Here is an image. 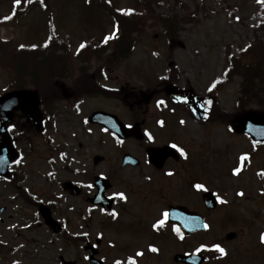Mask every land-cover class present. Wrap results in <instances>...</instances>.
<instances>
[{"label": "rangeland", "instance_id": "374dc122", "mask_svg": "<svg viewBox=\"0 0 264 264\" xmlns=\"http://www.w3.org/2000/svg\"><path fill=\"white\" fill-rule=\"evenodd\" d=\"M112 1L125 13L136 7V0ZM161 1L160 6L153 5L156 14H171L169 7L174 6L177 15L188 19L189 15L197 14L196 19L183 24L178 39L171 42L152 20L147 21L132 55L109 67V78L99 83L101 88L104 85L110 90L123 91L94 98L66 97L64 102L56 104V112L50 114L40 136L27 128L23 116L16 114L9 128L18 136L17 149H23L25 154L11 167L14 183L0 179V264H62V260L68 262L78 253H84L82 243L67 237H77L85 232L83 214L88 198L97 192L93 186L96 176L110 177L112 183L117 184L113 193L133 191L139 201L141 193L147 191L150 186L147 180L151 177L148 170L144 174L135 172V176H128L126 172L121 174L120 170L113 173L122 154H141L138 145L127 142L118 146L109 132L89 124L93 112L106 111L125 121V115H130L126 97L175 85L181 90H191L205 105L209 98L216 99L222 110L241 114L237 112L236 104L242 79L236 77L219 91L215 90L214 84L223 79L228 48L240 57L242 49L254 44L256 33L264 39V33L257 29L264 0H181L182 4H178V0ZM25 2L21 0L18 6L15 0H0V18L11 15L16 8H24ZM42 2L43 7L36 6L17 22L1 24L0 39L15 43L43 42L48 33L50 14L60 37L72 43L71 58L84 44L116 39L117 30L112 18L92 9L85 0ZM83 58L69 60L72 65L67 63L68 70L62 72L60 82L68 84L83 67L87 75H92L94 60L90 64ZM177 71H180L178 77ZM78 85L81 86L78 82L74 85L77 93ZM6 90H9L8 76L0 69V96ZM156 99L149 106L157 105ZM252 110L261 112L257 107ZM177 117V123L170 125V135L161 132L158 135L163 143L175 140L186 146L192 154V163L200 168L183 169L164 187L172 204L197 209L208 225L206 233L185 241L186 250L193 252L219 244L233 264H264V242H261L264 234V144L253 143L248 135H237L234 129L213 120L212 123L197 121L184 112ZM141 120L146 123L145 128H153L149 118L142 117ZM28 139L33 141L32 148L24 143ZM254 145L260 148H254ZM95 156H102L105 162L95 166ZM67 182L79 186L82 193L73 196L67 192L63 188ZM195 183L202 185L203 191L196 190ZM204 191L217 196L220 206L215 212L205 209ZM40 206H47L52 211L53 221L59 225L64 226L67 222L68 235L55 233L44 223ZM98 222L102 223L97 220L93 234L100 231ZM228 233H236L237 239L227 241ZM168 247H175L172 236Z\"/></svg>", "mask_w": 264, "mask_h": 264}, {"label": "flooded vegetation", "instance_id": "af4514ba", "mask_svg": "<svg viewBox=\"0 0 264 264\" xmlns=\"http://www.w3.org/2000/svg\"><path fill=\"white\" fill-rule=\"evenodd\" d=\"M75 84L71 80L67 85ZM118 90L120 92L123 91L122 89ZM182 90L192 101L198 100L197 96L191 90L186 88ZM69 91V98L79 96V92L77 93L76 90L71 89ZM153 93V99L157 98L155 102L157 105L154 107L149 106L152 101L148 104H137L141 101L140 92L138 95L134 94L131 98L126 97V99H129L126 103L128 104L130 115H125V121L123 122L127 127L141 128L145 139L138 141L131 138L123 142L117 141L118 146L119 144H125L127 142L138 145L141 154H131L137 161L127 162V165H124V155L127 153L122 154L120 164L113 171L115 173V171L120 170L121 174L126 172L128 176H135V172L139 174L142 172L144 174L148 170L147 173L151 174V177H148L147 180L150 186H147V189L145 187L147 191L141 193L139 201L136 193L133 191H129L126 194L113 193L117 189V184L112 183L110 177L99 175L105 178L107 183L111 185L105 193V197L108 199L114 198V201L93 202L90 201L91 198H88L87 207L83 214L85 232L79 235L83 241L84 253H78V255L68 260L69 263L118 264L119 262V264H132V261H135L136 264H233V261L227 255L220 253L216 248L208 250L200 249L195 253L187 251L185 241L201 234L186 237L176 225L170 224L164 215V213L168 214L171 205L186 207L184 204H172L169 201V192L164 185L169 183L171 178H176V175H180L183 169H197L200 168V165H194L192 163V154L186 146L181 145L175 140L163 143V139L158 135L159 132L170 135V125L178 119L177 114L184 112L193 116L191 104L187 103L182 105L172 103L164 94L163 89ZM84 95L78 98L87 97ZM192 97H195V99L193 100ZM142 117L149 118L153 128H145L146 123L142 122ZM94 126L104 129L99 125ZM172 134L175 138L177 137L176 134ZM173 145L177 147L174 148ZM166 146H172L177 155L176 153L170 154L169 158L165 161L163 169L159 170L149 159L147 151L151 148H163ZM177 149H182L183 154ZM104 162L105 159L95 166H99ZM198 184L195 183L194 187L196 190L201 191L202 188L198 189L196 187ZM120 194H123L125 198L122 199ZM188 208L191 211L198 212L193 207ZM97 220H101L102 222H98L100 224V231L97 234H93V227L97 223ZM160 221H164V223L160 224ZM66 228L63 230L65 233H67ZM170 236L175 241V247L173 248L168 247ZM87 245H92L94 247L92 251L97 252L93 253L94 258L91 257L90 250H85V246ZM152 248H156L157 251H151ZM138 252L143 253V255L137 256L136 253ZM187 254H196L198 257L189 262L180 258Z\"/></svg>", "mask_w": 264, "mask_h": 264}, {"label": "trees", "instance_id": "16d2710c", "mask_svg": "<svg viewBox=\"0 0 264 264\" xmlns=\"http://www.w3.org/2000/svg\"><path fill=\"white\" fill-rule=\"evenodd\" d=\"M85 1L92 9L104 12L112 18L117 35L113 42L107 40L105 43V40H99L96 43L86 44L74 55L76 59L84 57L83 59L88 63L92 59L96 62V71L93 75H87L82 69L78 79L74 80V83L81 84L78 85L80 96L108 95L107 90L101 88L98 83L105 79L107 68L115 66L118 62H124L132 55L137 38L144 34L147 21L152 20L154 25L162 29L164 37L171 42L178 39L182 25L194 22L197 15H189L188 19L181 17L175 13L174 6L169 7L171 14H156L153 5L160 6L161 0H136V7L130 14L120 11L112 0ZM177 3L182 4V1L178 0ZM38 5L43 7L42 0H28L24 9H16L10 16L2 17L0 26L17 22ZM260 16L261 21L257 23V29L260 33H264V6L260 8ZM48 20V34L43 42L15 43L0 39V69L8 76V89L38 90L46 121L62 99L55 84L61 81L62 74L68 70L67 63L72 65L69 60L74 59L70 57L71 41L60 37L51 14ZM236 20L240 21L238 18ZM256 34L254 44L242 49L240 57L234 55L228 48L224 79L217 80L214 84L215 90L219 91L223 86L233 82L236 77L242 79L240 96L236 104V110L240 113L252 110L254 107L264 113V39ZM179 74L180 71H177L176 76L178 77ZM214 100L210 120L230 126V120L235 114L222 110L216 99ZM15 141L20 143L18 136ZM26 143L31 146V143L27 141Z\"/></svg>", "mask_w": 264, "mask_h": 264}, {"label": "water", "instance_id": "95a60500", "mask_svg": "<svg viewBox=\"0 0 264 264\" xmlns=\"http://www.w3.org/2000/svg\"><path fill=\"white\" fill-rule=\"evenodd\" d=\"M164 92L167 97L174 102L183 103L184 94L175 86H168ZM143 98L142 102H150L153 95L147 93H141ZM40 97L37 91L33 90H17L7 93L0 97V176L9 178V167L12 163L19 159V152L14 148L11 138L7 132V124H10L13 120L14 113L21 111L23 116L27 118L28 123H33L39 131L43 130L42 127V113L40 110ZM194 114L199 120L205 118L206 112L203 108H197L195 106ZM91 123L99 124L107 129L111 130L121 139H128L135 137L139 140H143V135L138 128L127 129L121 121L114 115L107 114L105 112H96L90 118ZM233 127L238 134H248L254 142L264 143V115L258 112H247L243 116L235 119ZM173 148L165 147L160 149H149L148 156L150 160L156 165L158 169H161L165 161L169 158L170 154L174 153ZM133 160L129 155L125 157V160ZM102 158H96L95 164L102 161ZM135 161V160H134ZM101 178L96 179L95 185L99 189V195L96 199L102 198L105 191L109 188V185ZM65 188L71 190L73 194L78 195L79 190L73 186L72 183L65 184ZM203 201L205 207L208 210H215L217 207V198L213 193H206L203 195ZM3 212V209L1 210ZM40 212L47 225L59 231L51 216L49 208L42 206ZM185 213V214H184ZM169 220L179 225L183 234L191 235L196 232H205V219L194 213L190 212L187 208H171L169 213ZM235 234H229L228 240L235 238ZM194 256H186L187 259H191ZM181 257V259H185Z\"/></svg>", "mask_w": 264, "mask_h": 264}, {"label": "snow or ice", "instance_id": "6c2138e0", "mask_svg": "<svg viewBox=\"0 0 264 264\" xmlns=\"http://www.w3.org/2000/svg\"><path fill=\"white\" fill-rule=\"evenodd\" d=\"M15 3L19 6L20 3H21V0H15ZM126 14H130V12H129V13H126ZM107 39H108V38L105 39V43H107ZM81 47H83V45H82ZM161 103H163V101H161ZM209 103H210V101H209ZM149 139H151V137H149ZM173 147L176 148L177 146H176V145H173ZM177 150H178V151H181V154H183L182 149H177ZM241 159H242V160H243V159H246V157H241ZM238 171H239V169H237V172H238ZM196 187H197L198 189H200V188H202L203 186L198 184V185H196ZM241 195H243V193H241ZM120 197H121L122 199L125 198V197L123 196V194H120ZM222 202H223V201H222ZM113 215H115V214H113ZM164 215H165V217H167L168 214H167V213H164ZM163 223H164V221H160V224H163ZM205 227H207V225H205ZM177 231H178V230H177ZM261 242H264V234H262V236H261ZM215 248H216V250L219 251L220 253H222V254L225 253V250H224L219 244L215 245ZM151 251L156 252L157 249H156V248H152ZM136 255H137V256H142L143 253L138 252V253H136ZM118 264H119V262H118ZM132 264H136V262H135V261H132Z\"/></svg>", "mask_w": 264, "mask_h": 264}]
</instances>
